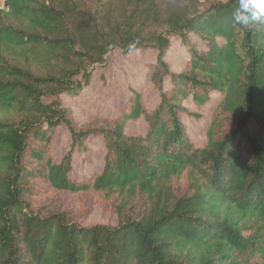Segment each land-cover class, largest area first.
<instances>
[{
  "label": "trees",
  "instance_id": "1",
  "mask_svg": "<svg viewBox=\"0 0 264 264\" xmlns=\"http://www.w3.org/2000/svg\"><path fill=\"white\" fill-rule=\"evenodd\" d=\"M0 11V264H245L262 250L264 23L236 24L240 0H9ZM189 60L167 62L172 39ZM110 47L151 49L159 103L132 90L119 116L82 128L61 97H77ZM49 71L37 73L41 62ZM169 82V85L167 86ZM221 101L203 148L184 115L192 99ZM147 124L128 136L130 121ZM70 151L57 162L56 133ZM103 137L102 173L71 176L73 157ZM91 197L112 228L81 226L66 211L34 210L55 195Z\"/></svg>",
  "mask_w": 264,
  "mask_h": 264
},
{
  "label": "rangeland",
  "instance_id": "2",
  "mask_svg": "<svg viewBox=\"0 0 264 264\" xmlns=\"http://www.w3.org/2000/svg\"><path fill=\"white\" fill-rule=\"evenodd\" d=\"M205 1V0H201ZM189 55L179 39H172L167 62L173 73H180L187 64ZM157 52L151 49L124 53L120 48L110 47L104 62L95 66L90 84L77 97L62 96L63 106L70 109L82 128L88 126L102 127L110 119L119 116L122 108L131 97L132 90L143 94L147 108L152 111L159 103V94L150 80L149 65L156 63ZM49 71L48 62L39 64L36 72L45 74ZM169 85V82L167 86ZM221 101L217 93L203 107L196 106L192 99L185 103L190 115H184L183 121L187 133L196 147L207 145V131L213 114ZM147 130L143 119L130 121L126 127L128 136H141ZM72 139L69 130L62 126L55 138L53 154L57 162H61L70 151ZM87 152L75 153L71 176L77 180H85L97 173H102L106 155L103 137L92 136L87 141ZM66 211L81 226L91 228L97 225L116 227L119 224L114 212L107 211L104 206L91 205V197L76 198L69 195H55L34 203V210ZM261 236H264V221L260 222ZM245 264H264V245L262 250L253 255H245Z\"/></svg>",
  "mask_w": 264,
  "mask_h": 264
},
{
  "label": "clouds",
  "instance_id": "3",
  "mask_svg": "<svg viewBox=\"0 0 264 264\" xmlns=\"http://www.w3.org/2000/svg\"><path fill=\"white\" fill-rule=\"evenodd\" d=\"M236 24L264 23V0H240V8L233 12Z\"/></svg>",
  "mask_w": 264,
  "mask_h": 264
},
{
  "label": "built area",
  "instance_id": "4",
  "mask_svg": "<svg viewBox=\"0 0 264 264\" xmlns=\"http://www.w3.org/2000/svg\"><path fill=\"white\" fill-rule=\"evenodd\" d=\"M9 0H0V11H8Z\"/></svg>",
  "mask_w": 264,
  "mask_h": 264
}]
</instances>
